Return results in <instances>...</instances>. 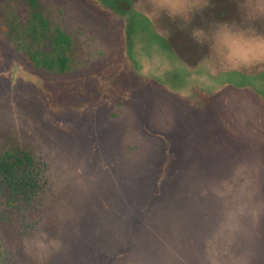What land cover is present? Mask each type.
Returning a JSON list of instances; mask_svg holds the SVG:
<instances>
[{
  "label": "rangeland",
  "instance_id": "obj_1",
  "mask_svg": "<svg viewBox=\"0 0 264 264\" xmlns=\"http://www.w3.org/2000/svg\"><path fill=\"white\" fill-rule=\"evenodd\" d=\"M20 2L0 0V153L31 151L38 185L0 190V264H264V0H40L68 74L8 40Z\"/></svg>",
  "mask_w": 264,
  "mask_h": 264
},
{
  "label": "trees",
  "instance_id": "obj_2",
  "mask_svg": "<svg viewBox=\"0 0 264 264\" xmlns=\"http://www.w3.org/2000/svg\"><path fill=\"white\" fill-rule=\"evenodd\" d=\"M101 1L105 8L127 16L132 13L135 0ZM20 3L25 9L24 16L18 14V6L8 5L2 14L3 32L16 51L37 69L54 74L71 73L76 67L73 39L47 17L40 0H22ZM130 20H133L129 24V31L132 32L136 20L133 16ZM160 42L163 47L171 48L180 56L186 53L185 49L180 48L188 47L165 40ZM13 147L0 153V190L20 202L36 192L37 162L31 151Z\"/></svg>",
  "mask_w": 264,
  "mask_h": 264
},
{
  "label": "clouds",
  "instance_id": "obj_3",
  "mask_svg": "<svg viewBox=\"0 0 264 264\" xmlns=\"http://www.w3.org/2000/svg\"><path fill=\"white\" fill-rule=\"evenodd\" d=\"M223 44L226 48L229 49L228 52V58H232L238 54L243 55L242 53H237L233 48H232V42H230V39L228 37L223 38Z\"/></svg>",
  "mask_w": 264,
  "mask_h": 264
}]
</instances>
